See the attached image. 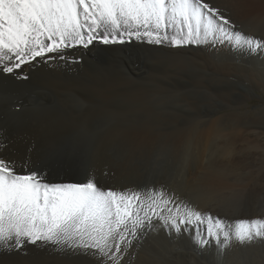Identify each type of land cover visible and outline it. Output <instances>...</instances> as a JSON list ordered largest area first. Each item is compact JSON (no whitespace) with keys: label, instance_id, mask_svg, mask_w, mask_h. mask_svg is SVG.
Returning a JSON list of instances; mask_svg holds the SVG:
<instances>
[{"label":"bare ground","instance_id":"bare-ground-1","mask_svg":"<svg viewBox=\"0 0 264 264\" xmlns=\"http://www.w3.org/2000/svg\"><path fill=\"white\" fill-rule=\"evenodd\" d=\"M204 2L264 40V0ZM8 64L0 65V158L43 183L92 179L106 191L139 193L140 215L152 210L154 228L121 264H264V236L233 237L220 250L215 241L199 246L195 229L170 233L159 220L180 204L231 225L264 220V104H248L264 96V50L211 39L181 47L97 39L70 43L54 59L29 56L12 73L2 70ZM0 264L101 261L38 242L0 248Z\"/></svg>","mask_w":264,"mask_h":264},{"label":"snow or ice","instance_id":"snow-or-ice-1","mask_svg":"<svg viewBox=\"0 0 264 264\" xmlns=\"http://www.w3.org/2000/svg\"><path fill=\"white\" fill-rule=\"evenodd\" d=\"M125 38L176 47L211 39L236 51L264 50V40L236 30L222 9L204 0H0V65L9 61L2 67L5 73L20 68L29 56L54 59L73 42L87 47L97 39L110 44ZM13 59L19 63L12 65ZM150 211L140 215L139 193L106 191L92 179L43 183L36 171L18 170L0 158V248L39 242L91 251L101 264L105 258L108 264H121L135 240L154 228ZM159 220L170 233L195 229L199 246L215 241L220 250L231 247L233 237L243 244L264 236V220L231 225L183 204ZM199 225L206 226L207 238Z\"/></svg>","mask_w":264,"mask_h":264},{"label":"rangeland","instance_id":"rangeland-1","mask_svg":"<svg viewBox=\"0 0 264 264\" xmlns=\"http://www.w3.org/2000/svg\"><path fill=\"white\" fill-rule=\"evenodd\" d=\"M248 104L250 108H253L254 106L259 105V104H264V96H261V97L256 96L255 99L250 100Z\"/></svg>","mask_w":264,"mask_h":264}]
</instances>
